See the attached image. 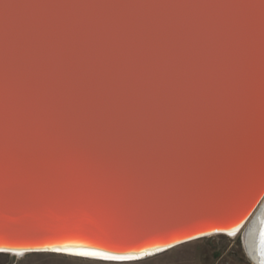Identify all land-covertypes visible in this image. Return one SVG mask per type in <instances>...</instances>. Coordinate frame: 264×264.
<instances>
[{"label": "snow or ice", "instance_id": "obj_1", "mask_svg": "<svg viewBox=\"0 0 264 264\" xmlns=\"http://www.w3.org/2000/svg\"><path fill=\"white\" fill-rule=\"evenodd\" d=\"M221 54L215 40L179 32L60 38L33 73L48 113L37 146L25 149L14 176L5 169L0 178V254L124 264L160 252L154 241L169 228L221 215L242 197L250 204L264 191V155L259 182L249 173L213 185L206 201L198 195L233 155L218 96L210 101ZM10 200L24 205L18 215L7 212ZM149 202L176 210L139 231Z\"/></svg>", "mask_w": 264, "mask_h": 264}, {"label": "water", "instance_id": "obj_2", "mask_svg": "<svg viewBox=\"0 0 264 264\" xmlns=\"http://www.w3.org/2000/svg\"><path fill=\"white\" fill-rule=\"evenodd\" d=\"M224 5L255 6L221 7ZM259 5L260 0H0V178L5 169L9 176H14L25 149L37 146L48 113L33 73L51 60L58 40L73 32L107 39L145 30L179 32L188 38L212 39L220 44L217 84L210 101L215 102L218 96L217 111L222 115L233 155L231 164L219 176L208 177L198 195L206 201L215 195L213 185L244 179L249 173H254L259 182L264 155V9ZM263 198L264 191L250 204L247 197H242L237 206L221 215L203 216L169 228L154 241L161 251L140 260L204 237L236 235ZM23 207L22 203L10 200L6 210L15 216ZM175 210L163 202L146 203L140 209L137 229L151 230ZM261 231L264 205L244 233L245 253L254 264H264Z\"/></svg>", "mask_w": 264, "mask_h": 264}, {"label": "crops", "instance_id": "obj_3", "mask_svg": "<svg viewBox=\"0 0 264 264\" xmlns=\"http://www.w3.org/2000/svg\"><path fill=\"white\" fill-rule=\"evenodd\" d=\"M204 252V251H203ZM197 243H185L164 251L153 257L124 264H219L217 261L205 256ZM4 255L0 254V257ZM0 264H114V262H102L88 259H78L65 255L40 253L26 254L24 257H16Z\"/></svg>", "mask_w": 264, "mask_h": 264}, {"label": "rangeland", "instance_id": "obj_4", "mask_svg": "<svg viewBox=\"0 0 264 264\" xmlns=\"http://www.w3.org/2000/svg\"><path fill=\"white\" fill-rule=\"evenodd\" d=\"M189 243L199 244L205 256L219 264H253L246 256L242 233L234 237L216 234ZM1 255L4 256L0 257V262L16 258L8 254Z\"/></svg>", "mask_w": 264, "mask_h": 264}, {"label": "bare ground", "instance_id": "obj_5", "mask_svg": "<svg viewBox=\"0 0 264 264\" xmlns=\"http://www.w3.org/2000/svg\"><path fill=\"white\" fill-rule=\"evenodd\" d=\"M264 205V198L261 201V203L259 204V206L257 207V209L255 210V212L252 214V216L249 218V220L246 222V224L242 227V229L239 231V233H237L236 235L242 233L243 236V244H244V249L246 248L245 242H244V233L247 230V228L249 227V225L252 223V221L254 220V218L256 217V215L258 214V212L260 211V209L262 208V206ZM236 235H230L231 237H234ZM253 263V261H252ZM254 264V263H253Z\"/></svg>", "mask_w": 264, "mask_h": 264}]
</instances>
